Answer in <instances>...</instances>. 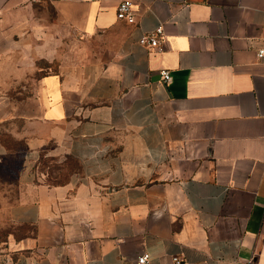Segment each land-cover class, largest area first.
<instances>
[{
  "label": "crops",
  "instance_id": "obj_1",
  "mask_svg": "<svg viewBox=\"0 0 264 264\" xmlns=\"http://www.w3.org/2000/svg\"><path fill=\"white\" fill-rule=\"evenodd\" d=\"M46 1L71 36L30 94L0 92V165L14 121L22 155L0 264H264V0H133V22ZM42 153L76 168L49 184Z\"/></svg>",
  "mask_w": 264,
  "mask_h": 264
},
{
  "label": "rangeland",
  "instance_id": "obj_2",
  "mask_svg": "<svg viewBox=\"0 0 264 264\" xmlns=\"http://www.w3.org/2000/svg\"><path fill=\"white\" fill-rule=\"evenodd\" d=\"M70 36L68 30L55 26L46 0H19L0 5V92L14 99L30 94L37 76L57 69V56L47 59L43 55L51 53L52 47L55 53L66 54ZM15 126L18 122L14 121V126L2 130L3 139L12 152L0 165V196L9 202H13L18 193L16 174L22 158L21 143L10 131ZM46 163L49 167L41 168L45 180L49 176L64 180L70 170L76 168L74 163L65 160Z\"/></svg>",
  "mask_w": 264,
  "mask_h": 264
},
{
  "label": "built area",
  "instance_id": "obj_3",
  "mask_svg": "<svg viewBox=\"0 0 264 264\" xmlns=\"http://www.w3.org/2000/svg\"><path fill=\"white\" fill-rule=\"evenodd\" d=\"M116 17L121 20L133 22L135 18V10L133 9V0H119L116 11ZM161 36V28L157 27L154 30L144 33L139 39L138 43L147 48H156L158 46L159 37ZM255 54L258 59L264 61V38L260 40L259 46L257 47ZM163 81L169 82L171 80L170 73L167 69L160 71ZM174 264H182L180 258L176 255L172 257ZM136 264H149L147 256L141 254L137 257Z\"/></svg>",
  "mask_w": 264,
  "mask_h": 264
},
{
  "label": "trees",
  "instance_id": "obj_4",
  "mask_svg": "<svg viewBox=\"0 0 264 264\" xmlns=\"http://www.w3.org/2000/svg\"><path fill=\"white\" fill-rule=\"evenodd\" d=\"M48 161V163H53V158H49V157H46L43 153L40 155V158H39V163H38V169L40 172L41 171V168L42 167H49V164H47L46 162ZM65 161H68L69 163H73V162H70L69 160H65ZM43 173V172H42ZM61 177H57V176H49V178L46 180L47 183L49 184H58V183H62L64 182L67 178H65L63 180H60Z\"/></svg>",
  "mask_w": 264,
  "mask_h": 264
}]
</instances>
